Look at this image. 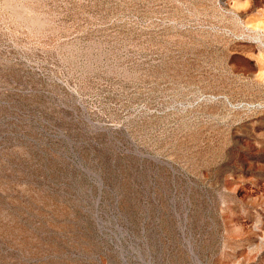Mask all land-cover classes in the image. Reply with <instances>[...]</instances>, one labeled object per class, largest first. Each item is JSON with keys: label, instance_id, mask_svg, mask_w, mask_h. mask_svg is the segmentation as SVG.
<instances>
[{"label": "rangeland", "instance_id": "1", "mask_svg": "<svg viewBox=\"0 0 264 264\" xmlns=\"http://www.w3.org/2000/svg\"><path fill=\"white\" fill-rule=\"evenodd\" d=\"M0 264H264V0H0Z\"/></svg>", "mask_w": 264, "mask_h": 264}]
</instances>
